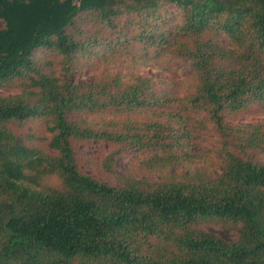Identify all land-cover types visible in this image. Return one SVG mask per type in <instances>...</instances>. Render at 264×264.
Listing matches in <instances>:
<instances>
[{
    "label": "trees",
    "instance_id": "trees-1",
    "mask_svg": "<svg viewBox=\"0 0 264 264\" xmlns=\"http://www.w3.org/2000/svg\"><path fill=\"white\" fill-rule=\"evenodd\" d=\"M75 1L0 0V264H264V122L234 123L264 110V0ZM116 58L191 71L69 78ZM91 140L163 179L83 173Z\"/></svg>",
    "mask_w": 264,
    "mask_h": 264
},
{
    "label": "rangeland",
    "instance_id": "rangeland-1",
    "mask_svg": "<svg viewBox=\"0 0 264 264\" xmlns=\"http://www.w3.org/2000/svg\"><path fill=\"white\" fill-rule=\"evenodd\" d=\"M74 2H76L74 0ZM4 28L3 21L0 20V29ZM127 62H123L121 59H113L112 70L109 71L108 68L102 64L97 63L95 65H87L79 67L75 70L69 77L73 82L78 84H84L90 82L94 79L101 78L108 73H116L120 71L121 73L125 72H135L142 76H149L154 78H159L161 80H173L180 83V80L187 77L191 71V66H185L180 68L177 74H167L162 71L155 69L142 67V66H133L126 65ZM4 95L15 94V91H0ZM264 122V110H254L249 114H242L235 118L234 123L236 124H256ZM39 127L38 133L36 134L37 141L32 142L31 145L39 148L42 151L49 152L45 141L46 134L41 128L40 124H30L26 132L35 131ZM41 128V129H40ZM216 138L211 134H204L203 140L201 141L200 152L204 155L211 157V152H208L210 149L215 147ZM75 151L77 153L78 163L81 171L85 174H88L99 181H107L110 183H115L117 177L125 174H132L137 178H147L151 181L162 180L163 176L158 173H153L147 171L143 168L142 161L145 159V156L138 152H123L116 159L113 172L109 173L103 169V159L107 155L113 152L114 148L105 142L91 140L76 142L74 144ZM217 158L212 157V163H216ZM46 184L54 185L56 180L53 178L47 179ZM209 232H213L223 238L226 241H232L234 239V233L229 230L215 227H207Z\"/></svg>",
    "mask_w": 264,
    "mask_h": 264
}]
</instances>
